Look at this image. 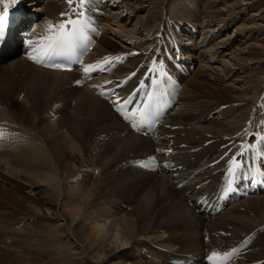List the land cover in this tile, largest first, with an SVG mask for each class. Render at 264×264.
<instances>
[{
    "label": "bare ground",
    "instance_id": "1",
    "mask_svg": "<svg viewBox=\"0 0 264 264\" xmlns=\"http://www.w3.org/2000/svg\"><path fill=\"white\" fill-rule=\"evenodd\" d=\"M159 1L110 0L104 32L85 63L135 54L127 63L114 61L103 81L75 86L76 72L39 67L21 53L0 64V264H181V255L189 259L185 263L209 264L212 251L232 248L239 251L229 264H264V195L218 215L197 203V196L214 195L221 169H228L241 146L264 135V76L252 70L262 68L264 59L244 61L251 43L249 50L225 52L229 58L221 66L212 65L236 41L220 35L214 42V33L235 23L241 9L224 17L216 1L203 7V0H194L189 12L181 8L183 0L163 1L160 8ZM41 2L35 7L44 17L32 39L67 7L66 0ZM169 4L173 11L167 14ZM195 15L202 25L189 24L202 27L200 40L190 34L180 39L183 29L176 28L186 22L179 19ZM259 26L242 23L235 30L258 38ZM172 40L193 52L187 57L197 69L184 78L179 109L152 137L136 134L108 104L114 97L101 98L92 87L112 79L120 84L141 64L123 90L135 87L150 73L158 44ZM154 151L175 164L166 163L162 173L134 166ZM253 157L264 159L251 150L238 158Z\"/></svg>",
    "mask_w": 264,
    "mask_h": 264
},
{
    "label": "snow or ice",
    "instance_id": "2",
    "mask_svg": "<svg viewBox=\"0 0 264 264\" xmlns=\"http://www.w3.org/2000/svg\"><path fill=\"white\" fill-rule=\"evenodd\" d=\"M68 4V10L62 12L60 15L61 20L53 23L51 21L46 22L43 30L38 36L32 40L26 41L27 46L30 51L28 56L36 63L44 64L45 60L51 61L55 57L65 55L70 52H74L77 41L83 39L85 29L88 28L89 19L86 16V6L91 2V0H66ZM18 0H0V39L5 35L8 26V12L9 7H15ZM39 53V56L37 55ZM132 54H124L133 55ZM121 56L116 57H105L101 61L96 62L95 65L89 64L83 68L85 76H90L93 72H103L110 71L111 67H114V61H121ZM156 62L154 61V64ZM46 66L51 67H61L59 64H48ZM153 71L159 75L160 70L154 68ZM135 75V73H133ZM77 84L80 81H76ZM106 84H111V81H106ZM143 82H141V87H143ZM114 92V90H113ZM101 95L106 96L107 92H101ZM148 100L153 98V94L150 92L147 94ZM129 100L117 99L113 101V104L120 110L122 105L131 103ZM129 119L136 118L140 122L147 123L150 119V114L146 109H138L132 113ZM251 124L252 122L249 121ZM264 124V121H261ZM5 137V133L0 129V139ZM252 151L253 155L264 156V135H259L256 142L248 144L247 147L241 146L239 152L232 156L229 160V167L227 169L228 175L230 177V183L232 180L240 177L241 173L245 171V161L243 159H238V157H244L249 151ZM159 151V150H158ZM170 152L171 149H168ZM227 155V153H226ZM151 165L143 163V166L156 167L157 161L156 157H151ZM234 165V166H233ZM238 248H232L228 251H212L207 257L209 264H229V262L238 254Z\"/></svg>",
    "mask_w": 264,
    "mask_h": 264
},
{
    "label": "rangeland",
    "instance_id": "3",
    "mask_svg": "<svg viewBox=\"0 0 264 264\" xmlns=\"http://www.w3.org/2000/svg\"><path fill=\"white\" fill-rule=\"evenodd\" d=\"M37 1H38L37 3H35L36 1H34L33 3H31L29 5L33 4V5L36 6V5H38V3L42 4V2L40 0H37ZM163 1L167 5V3H168L167 1L168 0H160L159 3H158L159 8L163 7L165 5V4H163ZM195 1H201V0H195ZM209 1H211V2L216 1V6H215L216 8H220V9L221 8H225L224 17H226L227 14L230 13L231 11L235 12V11H239L238 9L242 10V12L240 11L241 12L240 14L237 13V15H239L240 17L236 20L235 23L231 24L229 26V28L222 30L223 31L222 33H218L219 30H217V32L214 33V42H216L218 40L220 35L231 36L236 41L232 43L233 46H228V45L225 46L223 48V51L220 53V56H218V61L216 60L217 62H214L212 65H214V67L221 66L223 60L229 58V56H224L225 52H227V51L228 52H231V51L233 52L235 50V53H238L239 50L246 49L247 45H250L251 43H252V49H251L252 53H246L245 57H243L244 61H249V63H252L254 61L263 60L264 59V0H203V2H201V4H203V7H205L207 2H209ZM248 1H249V4L246 5V2H248ZM193 2H194V0H183L182 3H180V6H181V8L184 7V9L187 10L188 12H189L190 9L193 11V6H194ZM197 5H195L196 8H197ZM169 7L170 8L168 9L169 11H167V14H170L171 11H173L171 9V7H172L171 4H169ZM119 9H117V10H119ZM228 10H229V12L227 13L226 11H228ZM34 11H37L36 7H35ZM202 11H203V9H202ZM254 13H256V14H254ZM207 18H206V20H208L209 22L204 20L206 22V24H209L212 27H214L216 22L215 23L211 22L210 18L209 17H207ZM204 19H205V17H204ZM132 20L134 21V18H132ZM179 20L185 21V22L187 21L188 23L195 24L197 26H199V25L201 26L202 25V22H199V20L197 19L196 15H195L194 19H190V18H187V17H181ZM205 22L203 23L204 25H206ZM258 22L261 25V26L258 27V29L259 28H263V30L260 29L261 31L259 32L260 35H258V38H256L255 36H251V37L248 38L247 37V31H244V32H239L238 31L237 32V30H235L236 26L239 25V24L243 23V24H246V25L249 26V25H253L254 23H258ZM201 29H202V27L199 28V31L202 32ZM106 35H108V34H106ZM199 38H201V35L199 36ZM194 41H196V39ZM237 43L239 44L238 46H237ZM247 50H249V48H247ZM252 67H253V65L251 66V68ZM254 67H255V65H254ZM254 67L252 68V70L253 69L255 70L254 72H259L260 71L259 73H262V75L264 76V64H263L262 68H259L261 70H259L258 67H256V68H254ZM251 68H249V69L247 68L246 71L247 72L251 71ZM208 83L212 84V80H209ZM64 135H67V134L64 132ZM0 163L1 164L4 163V158L0 157ZM62 210H63V208H62ZM67 212H68V210H67ZM104 224L105 223L103 222L102 225H104ZM92 226H93V224H91L90 222L86 223L87 229H91ZM105 226H106V224H105ZM118 234H119L118 237H117V235L116 236H112V239H114V240L117 239L118 241H121L122 240L121 237H123V233L120 232ZM176 247H177V249H180V245H177ZM181 256H183V258H185L186 261L189 260L184 255H181ZM241 258H242V256H241ZM153 259L155 261L157 260V262L159 261L157 258H153ZM174 261L175 260H171L170 262L174 263ZM190 263H186V264H190Z\"/></svg>",
    "mask_w": 264,
    "mask_h": 264
}]
</instances>
